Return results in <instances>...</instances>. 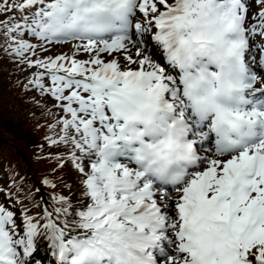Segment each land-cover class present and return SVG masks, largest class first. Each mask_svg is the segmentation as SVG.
Returning <instances> with one entry per match:
<instances>
[{
    "label": "snow or ice",
    "instance_id": "1",
    "mask_svg": "<svg viewBox=\"0 0 264 264\" xmlns=\"http://www.w3.org/2000/svg\"><path fill=\"white\" fill-rule=\"evenodd\" d=\"M10 12L0 28L22 59L36 55L26 35L45 52L79 42L27 62L66 114L49 142L69 151L56 159L74 166L83 199L54 196L22 220L0 204V264H41V237L59 264H264V10L3 0Z\"/></svg>",
    "mask_w": 264,
    "mask_h": 264
},
{
    "label": "trees",
    "instance_id": "2",
    "mask_svg": "<svg viewBox=\"0 0 264 264\" xmlns=\"http://www.w3.org/2000/svg\"><path fill=\"white\" fill-rule=\"evenodd\" d=\"M14 47L0 28V184L9 191L11 206L18 211L31 207L38 211L42 196L52 205L55 195L66 196L75 204L83 199L79 174L67 159H56L67 157L69 151L49 142V137L61 134L57 121L62 115L53 107V100L29 82L35 68L27 61L34 57L27 53L22 59L12 51ZM45 179L56 187L45 185Z\"/></svg>",
    "mask_w": 264,
    "mask_h": 264
},
{
    "label": "rangeland",
    "instance_id": "3",
    "mask_svg": "<svg viewBox=\"0 0 264 264\" xmlns=\"http://www.w3.org/2000/svg\"><path fill=\"white\" fill-rule=\"evenodd\" d=\"M255 4H256V3H255ZM255 4L253 3V1H252V3L250 4V5H252V10L254 9Z\"/></svg>",
    "mask_w": 264,
    "mask_h": 264
}]
</instances>
